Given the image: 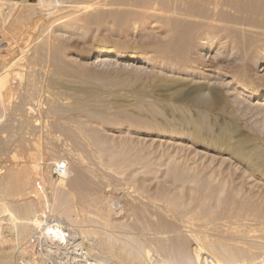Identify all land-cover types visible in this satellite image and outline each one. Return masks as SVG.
I'll return each instance as SVG.
<instances>
[{"label":"rangeland","instance_id":"374dc122","mask_svg":"<svg viewBox=\"0 0 264 264\" xmlns=\"http://www.w3.org/2000/svg\"><path fill=\"white\" fill-rule=\"evenodd\" d=\"M162 1L0 0V232L7 234L8 231L9 234L11 230L10 244L5 242L1 247L4 245V249H9L15 264L19 245L32 235V228L29 227L30 236L27 234L20 240L13 236L18 213L12 210L13 207L9 206L11 200L6 199L1 191L3 177L15 166H34L37 192L43 199L49 200L30 220L41 216L44 223L60 221L70 227L67 232L72 229L70 232L76 235L85 230L82 233L88 242L95 241V227L104 219H116L126 227L133 222L144 223V215L149 208L147 200L144 201L147 199L144 196L146 192L138 190L136 185L141 180L137 176L145 178L150 187L156 184L151 180V174L144 173L145 163L136 159L129 164L130 159H122L118 166L110 168L106 156L90 140L89 131L86 132L88 129H109L114 135L128 136L133 140L140 137L142 139L137 138L140 140L135 138L136 142L145 140L147 145H151L147 151L150 158L161 162L167 160L169 154L175 155L179 161L193 167H204L212 174L221 172L220 176L230 175L235 184L245 182L246 188L264 191V56L259 54L257 60L260 62L254 64L252 60L233 56L229 49H223L214 62L199 51L183 60L162 55L153 48V43L168 37L170 27L167 18L171 13L179 12L176 9L179 0ZM117 10L133 13L131 22L124 27L117 25L109 15L110 11ZM101 11L105 12V21L99 25L91 18ZM106 45L114 46L122 55L98 58L95 55L97 49ZM139 53L157 55V61L134 63L123 56ZM208 62L216 65L213 68L218 67L205 72V75L218 77L219 84H208L209 79L195 77L196 72L203 71L200 67ZM242 82L250 85L249 90L240 89ZM254 89L260 92L256 97L252 96ZM57 106L63 107V110L59 111L61 108ZM94 112L100 117L96 119ZM201 113H204L206 125L199 127V136H194L191 148L181 151L170 147L172 145L167 143L170 141L166 135L168 131L174 129L191 133L193 124L183 119L187 117L194 121ZM116 115L120 118L116 125L106 122L108 116ZM126 116L143 118L147 121L145 125L155 128L149 129L150 134L145 135L142 133L148 130L145 125L133 123ZM80 121H89V128L82 129L85 132L80 130L81 125L79 130L76 129ZM67 129L77 130L74 131L77 135L74 140L71 135L68 137ZM225 129H228L227 134ZM212 137L227 138L229 144L244 142L250 150V157L243 159L235 153L230 154L226 146H222L224 150L221 151L212 149L209 144ZM257 147L260 155H254L251 150ZM62 164L67 168V176L55 173L56 167ZM135 172L137 175L131 174ZM129 174L131 178L134 176V181L130 180ZM103 177L109 181L106 182L105 178L102 181ZM111 177L119 182L110 181ZM53 189L57 192L63 189L71 191L65 205L74 208L76 219L86 216L82 218L88 217L89 220L71 222L64 216L55 215L53 202L57 192ZM137 198L139 204L144 202V205H138ZM122 206L127 212L124 211L121 218L116 212ZM49 228L43 229L42 233L49 235ZM249 229V236L253 234V237H248V241L242 244L260 243L262 238H259L258 225L253 222ZM263 248H259V252ZM262 251L261 256L264 255Z\"/></svg>","mask_w":264,"mask_h":264},{"label":"bare ground","instance_id":"6f19581e","mask_svg":"<svg viewBox=\"0 0 264 264\" xmlns=\"http://www.w3.org/2000/svg\"><path fill=\"white\" fill-rule=\"evenodd\" d=\"M118 2L117 4H119ZM178 2L179 6L176 4L177 2L174 3L178 6L176 9L179 12L177 14L171 13L167 18V23L170 27L168 31L169 35L165 40L160 39V41L153 43L155 50L163 53L162 55L164 56H175L180 60L186 59L189 55L192 56V53L195 55V52L199 51L203 56L209 58L211 62H214L218 59L223 49H229L230 51L232 50V55L234 54L245 60H252L254 64L260 62L257 60V56L259 54L264 56V0H179ZM147 3L150 4L149 2ZM132 14L131 12L121 13L118 10L110 11L109 13L114 22L120 27H124L131 22ZM178 14L180 16H177ZM104 17L105 12L101 11L96 16H93L91 20L100 25L105 21ZM168 25L166 24L167 27ZM111 54L114 56L122 55L112 45L100 47L95 53L98 58ZM123 56L132 59L134 63L150 64L157 61V55L151 54L139 53L125 54ZM190 59L192 58L190 57ZM213 66L216 65L208 62L207 65L200 67L203 71L196 72L195 77L204 80L209 79L207 81L208 84H219L218 77H211V74L205 75V72L213 70L214 68L217 69L218 67L213 68ZM225 71L227 73V70ZM228 73L230 72L228 71ZM219 74H225V72H219ZM239 87L242 91H246L249 90L250 85L247 82H242ZM259 94L260 92L254 89L252 96L256 97ZM59 107L61 108V106ZM61 110H63V107L59 111ZM95 114L96 116L92 114L91 116L95 118L100 117V115L97 116L98 113ZM118 116H108L106 122L111 126L116 125L120 122ZM137 116L126 117L133 123L147 124V121ZM183 120L193 124L194 128L191 133L170 129L168 131L169 134H166L170 138V141L167 142L169 146L171 144L172 146L170 147H174V149L176 147L181 151L191 148L190 143L195 139L194 136H199V127L206 125L204 113H201L194 121H191L187 117ZM80 122L76 129L78 128L79 130L81 125L80 130H86L85 128L88 127L89 121L88 123ZM149 126L145 125V128L148 130L142 131V133L149 135V129L155 128H150ZM68 129V137L71 135L73 137L71 139L74 140L75 136L77 137L74 134L77 130L75 131L74 129V132L73 129ZM86 132L89 133L90 140L96 144L97 150L99 148L103 155L106 156L110 162V168L112 165L118 166L122 159H130L129 164L137 160L145 163L144 173L147 175L151 174V180L153 183L156 182V184L154 183V187H150L151 185L148 186L145 178H138L137 176V179L141 180H139L140 183L136 182V185L137 187L139 186L138 190L146 192L144 196L147 199H144V201L147 200L145 202L148 205L147 208H149L147 212L145 204L146 212L144 215V223L133 222L134 220L132 218L133 223L131 226L126 227L124 225V227L116 219L114 221L112 219L111 221L110 219L105 220L103 218L104 220L100 222L96 220L97 223L99 222L94 231L96 239L94 242H88L84 237V233H82L85 230L78 232L76 235L70 232L72 229L67 232L66 230L70 229V227L61 224L60 221L53 224L44 223L41 216L36 219L34 218L35 220H30L35 213L37 214L38 209L45 207V204L49 200L43 199L41 193L39 194L37 192L35 186L36 180L34 179V173L36 174L37 172H35V167L30 166V164L23 165L20 168H16L15 166V168L9 169L1 182L3 196L11 200V205L9 206H12V210L18 213L13 236L15 238L18 237V240L23 239L27 237V234L29 236L31 235L28 233L27 228H32V235L18 247L17 256H15L16 264H264V255L261 256L262 254L260 253L262 250L260 252L258 250L264 246V226H261L264 224L263 190H258L259 188L257 190L255 188H246L245 182L235 184L230 175L227 176L224 174L222 176L221 174L220 176L221 172L218 175L217 173L212 174L207 172L204 167H193L190 164L179 161L175 155L169 154L167 160H162L161 162L153 157L150 158L147 151H149L151 145H147L145 140L139 141L141 143L136 142L135 138L140 137L134 138L133 136L134 141L128 136L114 135L110 133L109 129L100 131L93 128L91 131L89 129L86 130ZM227 133L228 129H225V134ZM210 139H212L209 143L210 147L216 151L224 150L221 148L222 146H226V150L230 154L235 153L243 159L250 157V150L244 145V142L240 144H229L230 142L227 138L222 139L216 137L214 139L212 137ZM153 140L156 141V139ZM150 141L152 142V140ZM193 150L195 149L193 148ZM251 150L254 155H260V149L258 147L252 148ZM107 162L105 161V163ZM93 166L95 165L93 164ZM84 170L83 172H85ZM80 172L82 171L80 170ZM117 172L119 171L117 170ZM161 172L163 173L162 176L159 175ZM89 174L91 175V173ZM131 174L137 175V173ZM131 174H129L130 180H133L134 176L132 175L133 177L131 178ZM98 177H101V175ZM106 177H103L101 180L103 181L105 178L106 182H108L109 179L107 180V178L110 177ZM111 178L110 181L115 180L113 177ZM53 191L55 192L56 189H53ZM67 191L63 189V191L55 193L57 194L55 198L53 197L55 201L52 198L54 201L53 206H55L53 208L56 213L55 215L64 216L71 222L74 220L78 221L79 218L76 219L74 217V214L76 215L74 208L67 206L69 201L66 203L67 205L64 203L71 194V191ZM45 198L47 199V197ZM138 198V205H144V202L139 204ZM136 209L139 210V208ZM124 211L125 208L122 206L116 212V215L118 214L122 218V216L124 217L122 213L127 212ZM82 217L79 219L80 221L81 219L83 221L88 219V217L87 219H83ZM125 217L128 218V216ZM253 222L258 225L262 233L261 235L260 231H258L259 238H262L260 239L261 242L243 245L242 243L248 237H253V234L249 236L251 231L249 227ZM43 226L45 227L43 228ZM47 227H50L49 235H46L48 233H42V230ZM255 231L257 232V230ZM10 232L11 230L9 234L8 231L7 234L5 232L2 233V231L0 232V264H15L13 255L9 249L5 248V250L3 248L4 245L1 247L2 243L10 242L9 238L12 237ZM91 232L90 230L89 233ZM44 234L46 237H44ZM257 234L254 235L259 239ZM12 244L14 246V243Z\"/></svg>","mask_w":264,"mask_h":264},{"label":"built area","instance_id":"2783aa9c","mask_svg":"<svg viewBox=\"0 0 264 264\" xmlns=\"http://www.w3.org/2000/svg\"><path fill=\"white\" fill-rule=\"evenodd\" d=\"M58 176H64L67 174V168L64 164L59 165L56 167V172H55Z\"/></svg>","mask_w":264,"mask_h":264}]
</instances>
